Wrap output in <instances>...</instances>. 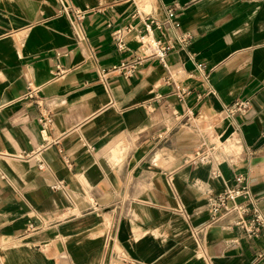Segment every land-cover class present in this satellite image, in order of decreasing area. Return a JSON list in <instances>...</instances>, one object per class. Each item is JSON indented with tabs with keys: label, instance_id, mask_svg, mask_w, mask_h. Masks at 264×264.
I'll return each mask as SVG.
<instances>
[{
	"label": "crops",
	"instance_id": "obj_1",
	"mask_svg": "<svg viewBox=\"0 0 264 264\" xmlns=\"http://www.w3.org/2000/svg\"><path fill=\"white\" fill-rule=\"evenodd\" d=\"M71 6L101 10L82 41ZM146 18L163 25L168 67L101 83L130 56L114 32ZM29 85L54 113L48 131ZM238 101L249 112L224 118ZM198 115L213 142L238 132L236 155L185 165L204 137ZM237 175L264 217V0H0V264H264V233L232 228L237 214L210 221L208 197Z\"/></svg>",
	"mask_w": 264,
	"mask_h": 264
},
{
	"label": "built area",
	"instance_id": "obj_2",
	"mask_svg": "<svg viewBox=\"0 0 264 264\" xmlns=\"http://www.w3.org/2000/svg\"><path fill=\"white\" fill-rule=\"evenodd\" d=\"M136 1V0H134ZM65 12L71 19V25L74 31V35L77 41L85 39L84 33V21L87 16L94 12H101L100 9H92L87 7L86 9H79L78 7H63ZM175 9L168 10V16L170 19L174 17ZM137 15L140 16L137 11ZM143 21V30L128 21L124 25H121L114 32V42L117 50L120 52H130V56L126 60H122L120 63L113 65L108 69L101 70L98 75V80L101 83H109L112 79L123 77L125 79H131L138 71L146 64L156 63L164 67H168V58L172 53V47L165 41L163 34V25L156 19L146 18L141 19ZM136 34L138 38V45L134 49H129L126 37ZM190 37L183 36L180 39L182 45H187L190 42ZM198 70L205 71V65H197ZM66 73V70L57 66L56 76L61 77ZM166 85H173L176 88L178 96L183 99L188 92L178 86L174 79L168 78L165 80ZM25 100H31L37 103L40 108V116L38 123L43 131L51 129L54 122V113L50 105L45 102L40 96V90L35 89L29 85L27 93L24 97ZM251 109L250 101H238L228 107L224 112V118L233 119L236 115H246ZM222 117L214 120H221ZM194 120L198 123L206 125V128L202 130L204 135L201 143L198 145L196 151L185 160L186 166H199L212 162L214 154L218 151H223L229 154L236 155V149L239 146L238 132L235 131L232 137L222 141L213 142L212 131L214 125L212 120L204 119L203 117L194 116ZM65 186L63 181L54 186V189H59ZM208 208L210 212V221L212 224L220 222L224 217L237 214L238 220L235 222L232 228H237L244 232L249 238H259L264 233V217L256 206L255 199L252 195L247 178L243 175H237L234 177L233 185L226 187L222 193L210 195L207 200Z\"/></svg>",
	"mask_w": 264,
	"mask_h": 264
}]
</instances>
